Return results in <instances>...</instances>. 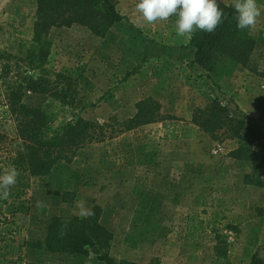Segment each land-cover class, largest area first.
I'll return each mask as SVG.
<instances>
[{"label":"rangeland","instance_id":"obj_1","mask_svg":"<svg viewBox=\"0 0 264 264\" xmlns=\"http://www.w3.org/2000/svg\"><path fill=\"white\" fill-rule=\"evenodd\" d=\"M110 1L124 20L105 39L83 28L52 29L45 70H30L36 77L50 71L46 77L51 81L58 73L73 75L78 79L73 104L64 106L47 95L32 93L26 94L24 103L51 115L54 128L78 117L100 125L121 124L132 118L136 104L147 98L160 104L163 115L180 120L144 126L90 145L47 177L32 178L18 172L16 184L6 197L0 190V224L8 225L9 243L14 245L19 240L13 219L25 224V218L40 216L39 222L29 220L37 224L35 237L29 241H43L51 214L85 216L99 207L104 221L116 233L110 250L115 262L150 264L157 259L162 264L167 254L173 264H178L181 244L192 246L214 231H227L231 202L222 194L225 190L216 192L210 187L217 180L225 184L227 178L218 179L214 169L223 165V171H228V155L238 147L236 141L219 144L192 126L191 117L195 110L206 108L218 98L235 117L264 133V43L253 54L252 71L226 65L212 75L188 68L181 72V60L151 50L156 44L167 46V37L179 36L174 26L176 18L149 23L136 11L138 0ZM217 2L229 5L233 0ZM257 4L262 15L255 28L264 34V0H257ZM34 9L29 0H0L2 51L26 56L19 49L33 38ZM5 93L6 86L0 83V105L6 104ZM0 133L16 139L15 122L0 119ZM8 148L16 149L9 141L0 142V175L10 168L4 162ZM254 148L263 153L264 140L254 141ZM194 168L199 170L198 176ZM194 176L200 190L195 189ZM153 178L160 180L151 184ZM20 232L25 234L27 226ZM189 252L193 264L211 258L207 247L203 254L194 248ZM18 257L24 264H105L94 255L84 259L31 251Z\"/></svg>","mask_w":264,"mask_h":264},{"label":"trees","instance_id":"obj_2","mask_svg":"<svg viewBox=\"0 0 264 264\" xmlns=\"http://www.w3.org/2000/svg\"><path fill=\"white\" fill-rule=\"evenodd\" d=\"M36 21L33 38L27 45H20L25 57L0 49V83L6 86V104L0 105V119L13 120L17 138L0 133V142L9 141L15 150L6 149L4 162L17 172L29 177H47L61 163H71L79 152L93 144H102L138 128L180 120L161 113L160 104L152 98L136 104V113L121 124L100 125L81 117L54 128L53 118L41 108L24 103L27 93L49 96L61 105L73 104L75 85L73 75L58 73L56 80L30 73L44 69L51 54L49 36L52 29L83 28L93 36L105 39L111 29L124 20L110 0H35ZM218 3L224 12L223 22L213 33L197 31L190 37L188 46L195 49L194 63L208 75L217 74L226 65L253 70V54L264 43V34L255 27L239 30L233 19L235 9L231 4ZM106 6V9L103 7ZM62 84V86H61ZM190 124L198 127L213 140L222 144L236 141L238 147L229 158L251 163V172L245 175L246 185L264 187L261 176L264 152L254 148V141H263L264 133L250 128L242 118L235 117L230 109L215 98L204 109L194 111ZM8 155V156H7ZM101 208L95 207L86 217H53L43 241L27 242L24 246L49 254L89 257L94 255L105 264H136L129 261L115 262L110 256L114 235L100 223ZM227 231L239 230L227 225ZM219 257L225 256L228 247L226 236L214 231ZM0 264H24L21 257L0 258ZM150 264H160L155 259ZM250 264H264V243L251 259Z\"/></svg>","mask_w":264,"mask_h":264},{"label":"crops","instance_id":"obj_3","mask_svg":"<svg viewBox=\"0 0 264 264\" xmlns=\"http://www.w3.org/2000/svg\"><path fill=\"white\" fill-rule=\"evenodd\" d=\"M5 1H10V0H5ZM29 2L31 5L35 7L34 13L36 15V7H37L36 1L29 0ZM23 3H24L23 5H25L26 2ZM166 39L168 40V43H165L167 44V46H163L162 44H156L157 46L152 47L151 50H154L155 54H158L162 57H165L167 55L169 57H175L177 60H181V67H182L181 72H186L185 68H188L194 72H197L198 74H207L206 71H204L200 66L194 63L195 49L190 48L188 46L190 41L189 36H181V38L177 36L174 39L167 37ZM180 41H181V45L178 44V42ZM149 53L150 52H147L146 54ZM182 77H183V81H185L184 76ZM226 166L229 167L228 171L226 170V172H224L223 171L224 167L223 165H221V167L220 166L215 167L213 173L215 174V176L219 173L218 179L222 176L223 177L225 176L224 178H227L225 184L223 182L218 183L217 180L216 183H213V185L211 184L210 189L212 190L213 188V190H215L216 192H218L221 189L225 190L223 191L222 194H225L226 197L225 199L231 202V206L229 207L230 211L226 219H228V221L230 222L229 225H232L239 230V233L236 234L231 231L230 232L225 231L221 233L222 235L226 236V241L228 244V247L225 251L226 254L225 256L222 257H219L217 255L216 252L217 241L215 234L212 233L206 236L205 241L195 242L196 243V244L194 243L195 245L190 246L188 242H186L185 244H181V262L178 264H193L191 263V259H190L191 253L189 252V248H194V251L196 253L200 251L199 254H203V251L205 250L206 247L209 248V251L211 253L210 260L208 261L201 260L197 264H250L252 256L257 251H259V249L262 247L264 243V187L259 188L245 184L244 182L245 175L251 172L250 163L228 158L226 162ZM194 171H195V176H198L199 170L194 168ZM182 176L184 177L183 172H182ZM195 176H194V181L196 179ZM261 176L264 180V167L262 168ZM152 180H160V179H156V178L151 179L150 181L151 184L154 183V181ZM194 184L196 185V186L194 185L195 189L200 190V187H198V183L196 181L194 182ZM88 215L89 214L85 216H78V215L75 216L86 217ZM55 216L73 217L71 215L65 216L57 213V214H51V218L48 221L50 222V220ZM40 218H41L40 216L31 215L27 217V219L26 218L24 219L25 224L19 222L18 219H13L16 221L15 224L16 227L14 228L18 230V232L15 233L17 235L16 239H18L21 242L19 243L18 241L17 243H14V245H11L9 243V235L7 234V229L9 228L8 225L0 224V258H15L25 253H29L31 251L39 252L38 250L34 251L31 249L26 252V250L22 247L24 246V241H29L30 239H33L35 237L34 228L35 226H37V224L29 220H34L39 222ZM100 223L102 226H104L106 229H108L113 233L115 239L116 238L115 230L113 229V227L107 225V222L104 221L103 214H101ZM11 225H13V223H11ZM23 226H27V232H25V234L23 232L22 233L20 232V229ZM45 227L47 229L48 226ZM184 236L186 240V234H184ZM9 250L12 252L13 256H11ZM186 252H189L187 256H185ZM51 255L59 256V254H51ZM64 256H68V255H64ZM168 256L169 255L166 254L162 258L161 260L162 264H173ZM77 257L87 259L86 257H82V256H77Z\"/></svg>","mask_w":264,"mask_h":264},{"label":"clouds","instance_id":"obj_4","mask_svg":"<svg viewBox=\"0 0 264 264\" xmlns=\"http://www.w3.org/2000/svg\"><path fill=\"white\" fill-rule=\"evenodd\" d=\"M235 9L233 19L239 30L255 27L261 17L257 0H233ZM136 11L149 23L175 17L177 35L191 37L197 31L213 33L223 22L224 12L218 7L217 0H138ZM18 172L10 167L0 175V190L7 196L11 186L16 184Z\"/></svg>","mask_w":264,"mask_h":264}]
</instances>
